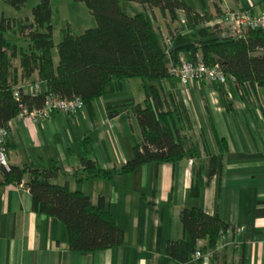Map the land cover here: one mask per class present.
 <instances>
[{"label":"crops","instance_id":"0c3cea01","mask_svg":"<svg viewBox=\"0 0 264 264\" xmlns=\"http://www.w3.org/2000/svg\"><path fill=\"white\" fill-rule=\"evenodd\" d=\"M201 3L194 7L200 13H215L224 6L264 13V0ZM177 17L184 18L181 12ZM160 29L167 33L165 24ZM181 57L191 58L188 51ZM147 83L141 78L111 80L101 95L75 114L8 121L7 163L44 167L56 163L59 172L52 182L85 193L93 203L103 196L124 239L106 249L71 251L64 224L33 211L30 193L22 184L0 185V264H210L211 251L206 249L191 263L177 262L165 252L167 241L188 239L179 212L190 207L218 216L231 229L213 264H264V85L192 82L182 88L175 77L154 82L165 103H182L186 118L180 133L185 149L194 146L195 155L174 163L147 162L121 173L120 167L132 156V145L141 138L132 107L145 100ZM84 158L112 174L85 178ZM212 160L216 172L209 176ZM197 164L202 183L193 196L189 190ZM236 227L243 229L237 232ZM196 245L204 248L206 240Z\"/></svg>","mask_w":264,"mask_h":264},{"label":"trees","instance_id":"16d2710c","mask_svg":"<svg viewBox=\"0 0 264 264\" xmlns=\"http://www.w3.org/2000/svg\"><path fill=\"white\" fill-rule=\"evenodd\" d=\"M3 1L19 9L26 0ZM73 1L85 4L96 25L80 34L71 33L67 25L63 27L55 45L56 64L51 54V0H37L30 18L1 15L0 126L8 129V121L19 113L20 105L27 110L40 109L47 93L68 99L80 97L87 105L101 95L111 80L141 78L148 82L144 88L146 98L132 107L141 138L132 145L131 158L119 169L129 173L147 162L174 163L195 155L194 146L185 149L180 133L186 118L182 103H165L161 89L154 84L172 77L169 67L179 61L183 51L190 53L187 60L200 58L206 65L217 64L235 78L238 86L264 85V29L246 30L240 37L221 35L223 28L207 24L221 10L200 13L183 0H126L148 9V14L128 15L121 10V0ZM154 11L164 19L165 35L154 22ZM178 12L183 19L177 17ZM166 39L170 40V47ZM35 82L40 87L32 92L27 85ZM16 88L17 98L13 96ZM5 147H11L9 135ZM213 161L208 166L209 176L216 172ZM82 164L85 178H108L113 172L100 169L91 159H82ZM200 171V164L193 165L189 190L193 196L198 195L202 183ZM58 172L56 163L49 167L7 163V167L0 165V185L22 184L30 193L33 211L64 224L71 251L85 253L120 245L124 232L113 219L104 197L98 196L93 203L85 193L52 182ZM179 220L188 239L167 241L166 254L177 262L191 263L197 259L192 257L196 250L202 254L206 249L211 251L213 264L219 233L228 226L218 216L197 207L182 208ZM200 239L206 240L204 248L196 245Z\"/></svg>","mask_w":264,"mask_h":264},{"label":"built area","instance_id":"2783aa9c","mask_svg":"<svg viewBox=\"0 0 264 264\" xmlns=\"http://www.w3.org/2000/svg\"><path fill=\"white\" fill-rule=\"evenodd\" d=\"M209 25H218L223 28L224 33L240 37L246 30L264 29V13H254L251 9L235 10L228 6L221 9L218 17L208 21ZM170 47V40L166 39ZM171 76L177 78L182 88L188 87L192 82L198 83H218L221 85L237 86L235 78L232 75L225 74L220 67L215 64L212 66L206 65L200 58L195 61L187 60L182 57L176 64H171L169 67ZM30 91L37 92L39 90V83L27 85ZM13 96L18 97L17 88L13 91ZM85 106L80 97L61 98L55 94L47 93L44 97V104L40 109L27 110L20 105V111L15 116L16 118L27 117L34 121L47 119L53 113L75 114ZM9 135L7 127L0 126V165L7 167V150L5 147L6 139ZM243 227H236L235 230L240 232ZM231 229L228 227L225 231L219 233V241L215 249L222 247L225 241L227 232ZM202 254L196 250L192 257L198 258Z\"/></svg>","mask_w":264,"mask_h":264},{"label":"rangeland","instance_id":"374dc122","mask_svg":"<svg viewBox=\"0 0 264 264\" xmlns=\"http://www.w3.org/2000/svg\"><path fill=\"white\" fill-rule=\"evenodd\" d=\"M190 6L199 7L202 5V0H183ZM37 0H26L24 5L19 9H14L0 0V17H31V9L36 4ZM206 2V0H205ZM121 10L128 14L147 13L148 9L142 5L126 0L120 1ZM51 18L50 24L52 26V39L54 47L51 49L52 59L54 64L57 62V52L55 45L61 38L62 28L67 25L69 31L74 34H80L85 29L94 27L96 25L95 19L89 12L83 2L73 0H51L50 3ZM155 24L163 29L164 19L158 11L155 12ZM167 18V17H165ZM173 77V76H172Z\"/></svg>","mask_w":264,"mask_h":264}]
</instances>
